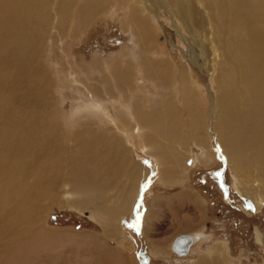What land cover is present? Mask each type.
<instances>
[{
    "label": "rangeland",
    "instance_id": "1",
    "mask_svg": "<svg viewBox=\"0 0 264 264\" xmlns=\"http://www.w3.org/2000/svg\"><path fill=\"white\" fill-rule=\"evenodd\" d=\"M100 1L95 0L88 8L95 9L94 16L83 26L73 27L74 14L71 13L66 19L64 29H61L58 24L62 18L54 14L55 10L61 12L66 6L70 9L80 7L78 0H0V19L5 27H9L6 31L0 27V48L3 51L7 50L4 55L0 54V78L1 75H7L14 68L16 59L12 51L13 40L16 37L14 35L22 30L24 24L34 22L32 24L35 26L34 33L31 30L32 36L36 38L33 47H36L39 52V56H33L29 61L26 60L29 57H24L22 61L17 62L18 73L12 79L14 84L8 83L11 80L10 77H5L7 83L0 81V101L9 99L14 101L21 97L35 98L33 96L35 93L43 94L41 98L44 102L39 110L34 108V100H32V104L28 107L17 108L19 111L16 110L11 117L18 119L15 122L19 124V127L21 125L27 128L40 126L42 129L46 128V133L51 129L53 134L57 133V136H54L59 141L60 150L63 151L62 155H54L53 160L50 159L52 162L49 161L48 165L29 164L28 154L16 158L15 146L5 141V144H8L5 145V153L9 155L0 156V177L6 188L9 187L8 190H11L10 185L14 188L19 187L22 195V197L20 195L19 203L30 206L31 202L35 201L37 205L36 209L32 208L31 216L23 218L21 213L16 212V208L8 207L4 196L0 197V264H198L202 258H206L209 264H264V199L261 205L259 204L260 208L252 213L248 212L250 207L248 198L254 200L257 196L253 189L256 176L254 168H251V182H248L245 187L241 186L233 169V163L224 154L222 141L217 134V121L211 107L213 100L217 97L216 78L207 67L201 68L199 64L190 60L191 45L177 32L174 27V17L164 7L159 9L160 12L158 10L149 12L150 10L143 4L133 0L127 4H122L117 0H107L102 4ZM203 1L214 5V10L211 12L218 26L219 22L224 21L223 18H225L217 11L222 0ZM20 2L27 6H22V8ZM45 3L44 14L38 10L35 11ZM255 7L254 14L264 18V4H257ZM7 8L10 9L7 10ZM27 9L33 10L31 16H28L30 12L27 13ZM131 9L135 10L136 14H133ZM2 14L7 19L2 18ZM11 17H16L20 25L24 24L14 28L16 23L10 20ZM31 17L33 21L28 22ZM36 17L43 18L40 25L37 24ZM47 19H51L48 27L45 23ZM135 21L138 22L145 49L141 48L133 31ZM211 21L212 19L209 20L206 28L213 31ZM250 22L256 26V31L264 29V23L258 25L253 17L250 18ZM182 30L183 36L190 37L184 28ZM204 32L207 34V31ZM151 40H154L157 47H160L159 51L155 48L151 52ZM244 44L243 40V42L236 43L235 47L240 48ZM250 44L256 47L255 42L250 41ZM194 46H196L194 47L195 51L197 50L196 53L199 54V46ZM247 56L250 62L254 60V55L248 53ZM162 57L164 61L171 62L176 68L175 79L171 81L167 77V81L159 83L154 80L147 81L144 78L139 88L134 90L135 84L129 79V85L125 77V73L129 69L132 70V64L141 71L139 79L142 81L144 59L155 62V58L162 59ZM202 63L203 60L200 57V64ZM253 63L255 64L251 69H257V63L255 61ZM183 67L187 71V79L192 84L193 90L198 94L200 102L205 105L203 106L205 109L203 110V125L197 131L198 137H187L185 142L176 143L177 145L165 142L170 145V148L175 146L176 153L180 155L179 171L187 170L185 181L181 183H164L159 180L165 176L169 166L166 169L159 158L150 152L146 139L141 137V133L147 132L142 124H137V128L132 130L133 135H137L138 138H133L130 144L124 141L123 145L131 147L133 155H137L146 168L145 178L140 181L134 202L123 216V232L127 236L124 234V238L128 243L125 249L121 243L120 233L115 227L112 228V233L105 235L104 216H102L104 221L100 224L99 219L92 217L90 207L80 210L69 204L63 207L57 206V200L62 197L57 193H63V190L59 188L68 181L67 177L77 176L78 167H71L70 153L72 150L80 153L81 149L76 148L79 146L78 140H89V132L87 133L86 129L92 128L97 132L99 129L112 127L111 122L107 121L103 114H99V108H96L99 104L95 100L96 95L98 99L106 102L110 113L113 112L114 115L117 109L121 110L122 107L132 111V104L135 102L138 106L139 104L154 105L159 98L158 94L163 91L168 92V96L176 98L179 94L178 87H180L179 73ZM31 69H36L33 73L37 76H46L38 87H32ZM238 70H240L239 63H234L232 74ZM245 76L252 75L246 74ZM119 79L121 82L118 84ZM90 86L95 88L93 93L89 90ZM90 92L92 96L90 95L88 100L86 98ZM9 93H13L14 96ZM155 97L157 98L154 99ZM1 126L3 125L0 124V129ZM4 129L8 130V126ZM2 132L0 130L1 134ZM104 133L102 140L110 137L107 131ZM165 143L163 139L164 147ZM97 145H99L97 149L103 158L97 165L102 168L109 160L104 157L106 149L102 141ZM106 161L108 162L105 164ZM48 170L54 176L57 174L56 178L59 180L55 187L50 186L52 183L47 179L44 182L47 190L49 186L52 190L54 189L52 191V196L55 197L53 202L37 197L39 185L36 186L32 182L36 175L43 174L42 177H47ZM25 180L29 181V185ZM113 183L126 184L128 182L117 177ZM32 184L36 187V192L32 189ZM43 184L41 185L45 190L46 186ZM244 188L251 189L252 197L245 195ZM0 189L6 191L4 185L0 186ZM68 193L73 196L70 191L64 192V194ZM109 195L112 197L115 194L112 192ZM179 196L183 198L178 199ZM150 206L153 212L149 211ZM146 219L151 221L147 234L143 232V227L147 225ZM182 221L187 226H180ZM36 226L46 227L55 232L72 230L76 233V237L74 239L72 235L57 233L50 242L48 238L44 239L46 236L37 239V235L33 234ZM1 227L6 231V234L2 236ZM85 233L86 235L93 233L101 239H98L97 243L88 242L80 237ZM180 233H197L202 236V240L193 243L189 253L184 256L176 255L177 253L172 250L171 246L174 238ZM102 239L105 240L104 244L110 250L97 246ZM109 255L111 258L108 257Z\"/></svg>",
    "mask_w": 264,
    "mask_h": 264
},
{
    "label": "bare ground",
    "instance_id": "2",
    "mask_svg": "<svg viewBox=\"0 0 264 264\" xmlns=\"http://www.w3.org/2000/svg\"><path fill=\"white\" fill-rule=\"evenodd\" d=\"M94 1L95 0H78L80 7L70 9L66 6L61 12L55 10L56 13L54 14H58L62 18V20L59 21L58 26L61 29H64V24L67 22L66 19H68V15L71 13L74 14V23L72 22L73 27L79 28L83 26L87 20L94 16L95 9H88ZM106 1L107 0H101L100 3L102 4ZM117 1H120L122 4H127L131 0ZM133 1L143 4L148 10H150L149 12H157V10L160 12L159 9L164 7L170 14H172L174 17L175 29L180 34V36H182V38L184 37V39L191 45L190 60L196 64H199L198 66L201 68L207 67L213 74L214 78H216L215 80L218 85L216 89L217 97H215L216 99L213 100L211 107L212 113L215 115L214 118L217 121V134L222 141V147L226 158L234 165L233 169L236 172L241 186L243 185L245 187L248 182H251V168H254L256 177L254 180L255 187L253 189L255 193H257V196L254 200L248 198L250 205L248 212L255 211V209L260 208L261 201L264 199V29L256 31V26L250 22V18L253 17L256 23L258 22V25L264 23V18L254 14V8H256L255 6H257V4L263 5L264 0L220 1V8H218L217 11L219 14L223 15V17L225 16V18H223L224 21L219 22L218 26L216 25L217 20L211 12V10H214V5L211 3H205L203 0H169V2L168 0ZM46 3L43 6L38 7L39 9L36 6L37 9H35V11L38 10L40 13L42 12L41 14H44V11H46ZM20 6L26 7L27 4L20 2ZM9 9L7 8V10ZM27 10V13L30 12L28 16H31L33 14L31 11L33 10ZM131 11L134 12L133 14H136L135 10L131 9ZM41 16L44 17L43 15ZM1 17L7 19V17L3 14ZM36 18L37 24L40 25L43 18ZM211 19V26L214 28L213 31L212 29L207 30L208 27L206 28L207 24H209V20ZM10 20L13 23H16L14 24V28H18L24 24L23 23L20 25L17 23L18 19L16 17H11ZM50 20L47 19V21H45L47 27L50 25ZM32 21L33 19L31 17L30 21L28 22ZM0 23V27L4 29V31L8 30L9 27L4 26L2 19H0ZM32 24H24L22 30H18L19 32L14 35L16 36L13 40L14 47L12 50L14 56L16 57L14 60V68L11 70V72L7 73V75H1L0 81L6 82L5 77H10L11 80L8 81L7 79V81L8 83L12 82V79L15 78L16 74L18 73V70L16 69L18 61H22L24 57H29V59H26L29 61L33 58V56H39L37 48L33 47L36 38L32 36V33H34L33 29L35 28V26ZM230 24L233 26H230ZM183 28L185 29V32L189 33L190 37H185L182 35ZM133 31L135 32V36L137 37L141 48L145 49V47H143V36L139 31V25L136 21L134 23ZM204 31H207V34H204ZM250 31H252L251 34L249 33ZM243 40L245 44L240 48H236L235 44L243 42ZM250 41L255 42L256 47L253 46L254 44H250ZM151 43V52H153L155 48H157L159 51L160 47H157V44H155L154 40H151ZM194 45L199 46V54L196 53L197 50L195 51L194 47L196 46ZM254 51L256 52L252 54ZM6 52L7 50L3 51V49L0 48L1 55H4ZM248 53L254 55V60L251 62L247 56ZM200 57L203 60L202 64H200ZM155 59V62H151L147 58L144 59L145 67L142 69V81L139 79L141 71L138 70L133 64L131 66L132 70L129 69L125 73V77L128 79L129 85L130 80L135 84L134 90L139 88V84L143 83L144 78L147 81L154 80V82L157 81L159 83H164L167 81V77L171 81L175 79L176 68L172 65V63L164 61L163 57L162 59ZM253 61L257 63V69L254 68L252 70L251 67L255 64ZM234 63H239L240 70L232 74ZM34 70L36 69H31L32 77L30 80L32 87H38L41 85L40 82L44 80L46 76H37V74L33 73ZM246 74H250L252 76H245ZM187 75V71L183 67L179 73L178 84L180 87H178L179 94L176 95V98L168 96V92L163 91L158 94L159 98L156 100L154 105L139 104L138 106L135 102L132 104V111L125 107H122L120 110L117 109V107L115 108L117 109L115 115L113 112L112 114L110 113L106 102L102 99H98L96 95L95 100L99 103L96 108H99V114H103L107 121L111 122L112 127H106L104 129L102 128V130L99 129L97 132L93 131L92 128L86 129V132H89V140H78L77 143L79 146H76V148L81 149L80 153L76 150H72L70 153V158L72 159V161L70 160L71 167H78L77 176L74 178L67 177L68 181L66 180L67 182H65L59 188L60 190H63V193H57L58 195H62V197L57 200V206L63 207L69 204L80 210L85 207H90L93 218H97L96 220L99 219L98 221L100 224L105 220L106 224L103 226L106 232L105 235L112 233L113 227L116 228V230L120 233L121 243L124 245L125 249L128 243L124 238V234L126 236V233L123 232V216L134 202L135 195H137V190L139 189L140 181L145 178L144 176L146 174V168L139 157H137V155H133L132 148L123 145L124 141L130 144L133 138H138L137 135H133L132 130L137 128V124H142V126L147 129V132L141 133L140 131L142 134L140 135L143 139H146L150 147V152L159 158L161 164L164 165L166 169L169 166L165 176L161 177L159 180L164 183H181L185 181L187 170L179 171L178 163L180 155L176 153L174 148L175 146L170 148V145L168 144L181 143L185 142L187 137H196L198 135L197 131H199V128L202 127L201 125H203V110H205L203 107L205 106L204 103L200 102L201 100H199L198 94L193 90L192 84L187 79ZM120 82L121 80L119 79L118 84ZM90 87L89 90H92L93 93L95 88L93 89ZM88 95L89 96H87L86 99L89 100L88 97H90V95L92 96L91 92ZM33 96H35V98L17 97L18 99H15L14 101H10V99L0 101V124L3 125L0 129L3 131L2 134L0 133V156L2 155V157H4L5 155L3 156V154L9 155V153H5V145H8L5 144L6 141L7 143L11 142L15 146L16 158L24 157L28 154L29 164L48 165L49 161H51L50 159H52L54 155H62L63 152L60 150V145L58 143L59 141L54 136H57V133L53 134L51 129L46 133V128L42 129L40 126H31L27 128L21 125V127H19V124L15 122L18 119H13L11 117L16 113V110L19 111L17 108L21 109L23 107H28V105L32 104V100H34V108L39 110L40 106H43L44 100L41 98L43 94L35 93ZM156 98L157 97L154 99ZM34 113L36 114V112ZM7 126L8 130L4 129L7 128ZM113 130H115V132ZM102 131H107L110 137H108V139L102 140V137L105 135V133ZM162 138L164 139V143H168H165V147L162 144ZM101 141L104 148L106 149L104 157L109 160V162H105V164L108 162L107 165L102 168L100 165H97L99 161H102L103 159L102 155L97 149L99 146L97 143ZM56 160L57 159H55V161ZM47 173L48 175L45 178L44 176L42 177L43 174L36 175L32 182L36 186L39 185L37 187V197L48 199V201L53 202L55 200V197L52 196V191L54 189L52 190L50 186L55 187L59 183V180L56 178L57 174L54 176L50 170H48ZM117 177L125 179L128 183L114 184L113 180H117ZM45 179L52 183H49L50 186L48 190L46 183H44ZM25 182L27 185H29V181L27 182V180H25ZM23 184L25 185V183ZM34 184H32V189L35 191L36 187ZM41 184L46 186L45 190ZM3 185L6 191L0 189V197L4 196V198L7 199L8 207L16 208V212L21 213V217H28L33 210L32 208H35L37 203H35V201L31 202L30 206L19 203L21 195L19 187L14 188L10 185L11 190H8L7 188L9 187L6 188L5 183L0 177V186ZM127 186H129V190L126 191ZM66 191L72 192L73 196L71 193L64 194ZM112 192H114L115 195L111 197L109 194ZM244 193L245 195H252L251 189L248 188H244ZM177 198L182 199L183 197L180 198L179 196ZM148 209H150L149 211L153 212L151 206ZM102 216H104V220L102 219ZM23 218L21 219L22 221ZM148 219H146V221ZM28 222L30 224L29 220ZM150 222L151 221H147V225L143 227V232H148L151 227ZM183 223L184 222L182 221L180 226L185 225V223ZM1 229V236L3 234L5 235V229L2 227ZM57 233L67 234L68 236L72 235L74 239L76 237V233H74L72 230L55 232L54 230L47 229L46 227L36 226L35 232H33L35 236L37 235V239L38 237L46 236L44 239L48 238L49 242L53 240L54 235ZM80 237L85 238L88 242L91 241L95 243L98 242V239H101V237H97V235L93 233L87 235L86 233L85 235L81 234ZM31 238L33 237L31 236ZM103 239L101 240V243L96 245L104 250H110L105 246V240ZM187 239L190 241L187 250H182V244L184 241H187ZM199 240L200 235L197 233L180 234L176 236L171 243L172 250L176 252V255L178 256L187 255L191 245L193 243H197ZM128 248L130 249V246ZM108 257H110V255ZM198 264H209V261L206 258H202L199 260Z\"/></svg>",
    "mask_w": 264,
    "mask_h": 264
},
{
    "label": "water",
    "instance_id": "3",
    "mask_svg": "<svg viewBox=\"0 0 264 264\" xmlns=\"http://www.w3.org/2000/svg\"><path fill=\"white\" fill-rule=\"evenodd\" d=\"M189 243H190V241H188V239H187V241H184V243L182 244V250H186L187 249V247H188V245H189ZM178 251V250H177Z\"/></svg>",
    "mask_w": 264,
    "mask_h": 264
},
{
    "label": "flooded vegetation",
    "instance_id": "4",
    "mask_svg": "<svg viewBox=\"0 0 264 264\" xmlns=\"http://www.w3.org/2000/svg\"><path fill=\"white\" fill-rule=\"evenodd\" d=\"M200 186H202L201 184H200ZM204 191V190H203ZM244 211H245V209H244ZM246 212V211H245ZM247 214H248V212H246ZM252 213V212H251ZM251 213H249V215L251 214ZM200 240H202V236L200 235ZM199 240V241H200Z\"/></svg>",
    "mask_w": 264,
    "mask_h": 264
},
{
    "label": "crops",
    "instance_id": "5",
    "mask_svg": "<svg viewBox=\"0 0 264 264\" xmlns=\"http://www.w3.org/2000/svg\"><path fill=\"white\" fill-rule=\"evenodd\" d=\"M180 234H181V233H180ZM180 234H178V235H180ZM182 234H185V233H182ZM178 235H177V236H178Z\"/></svg>",
    "mask_w": 264,
    "mask_h": 264
}]
</instances>
